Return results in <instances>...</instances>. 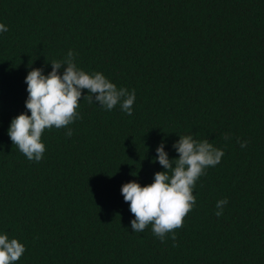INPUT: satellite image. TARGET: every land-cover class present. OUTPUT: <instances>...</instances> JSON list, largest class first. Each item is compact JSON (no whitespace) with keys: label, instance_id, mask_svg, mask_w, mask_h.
<instances>
[{"label":"trees","instance_id":"16d2710c","mask_svg":"<svg viewBox=\"0 0 264 264\" xmlns=\"http://www.w3.org/2000/svg\"><path fill=\"white\" fill-rule=\"evenodd\" d=\"M0 24V235L25 246L15 264H264V0H0ZM70 50L135 91L133 114L84 90L81 118L46 129L29 161L8 136L25 78ZM184 135L221 162L197 180L175 241L151 224L132 232L122 186L153 183L157 147L178 159Z\"/></svg>","mask_w":264,"mask_h":264},{"label":"clouds","instance_id":"9594fccd","mask_svg":"<svg viewBox=\"0 0 264 264\" xmlns=\"http://www.w3.org/2000/svg\"><path fill=\"white\" fill-rule=\"evenodd\" d=\"M7 31V27L0 24V33ZM74 61L75 54L70 50L63 61L50 63L52 70L47 75L38 68L32 69L25 78L27 112L11 121L8 136L29 161L39 162L43 158L45 145L41 138L46 129L67 128L81 118L77 109L84 90L88 95H84L83 100L89 104L95 102L107 111L119 104L128 116L133 114L134 90L118 89L102 73L89 74L78 68ZM66 135L69 138L73 135L71 128ZM225 139H228L227 134ZM238 142L241 148L247 146L246 141ZM172 147L178 159H169L163 141L157 147L156 161L166 171L155 173L153 183L141 186L133 180L121 188V195L135 217L131 221L132 232H143L151 224L152 232L161 242L168 233H172L173 241L177 239L175 230L183 227L184 218L196 203L193 188L197 180L205 174V169L218 165L224 156V151L214 147L209 140L198 141L192 135L180 136ZM227 203V199L217 202V217L223 214ZM25 250L17 239L9 240L7 235H0V264H15Z\"/></svg>","mask_w":264,"mask_h":264}]
</instances>
